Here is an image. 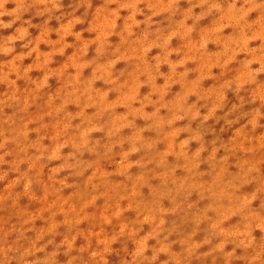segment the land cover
Instances as JSON below:
<instances>
[{
  "label": "clouds",
  "instance_id": "clouds-1",
  "mask_svg": "<svg viewBox=\"0 0 264 264\" xmlns=\"http://www.w3.org/2000/svg\"><path fill=\"white\" fill-rule=\"evenodd\" d=\"M9 3H14L15 8L8 10ZM188 4L189 7L181 9L180 0H105L103 6L98 8H104L106 20L96 38L118 36L119 41L123 38L127 43L119 46L120 42L114 45L110 39H101L99 45L95 47V56L92 59H81L89 54L87 45L83 49L79 45L76 46L75 55L80 61V67L89 66L88 69H91V73L85 76V72L82 75L78 72L77 75H80V79L70 81L73 88L69 95L71 96L72 92L78 93V95L75 99L62 97L63 103L58 102L54 108V112L59 115L53 116L50 123H46L45 119L38 118L40 115H45L47 110L44 113L31 116L24 113L22 102L17 105L18 112H14L7 118L0 114V181L8 179L9 172L16 173V178L23 181L24 187L33 191V185H39V170L42 167L49 168L52 162L59 161L57 166L49 168V174L54 173L55 178L67 184L69 188L73 185L80 186L78 203H75L79 208L85 199L93 195L99 196L100 191H104V189L101 188L100 191L93 193L91 186L85 189L80 184H69L70 177H84L85 173L91 170L92 174L97 167L105 174L111 172L103 169L102 162L105 161L114 163L115 171L113 173L118 170L117 166L120 171L124 172V176H120L124 178L122 182H113L109 178L111 183L121 185L120 192L111 201L112 211L109 212L110 214L108 213L104 219L101 216L97 219L94 215L88 214L94 217L91 221H95L99 226V239L103 242L102 250L98 248L89 252L90 257H97L92 260L93 264H98L99 260L105 259L103 253L111 250V245L123 236L133 238L136 245L134 251L130 253V261H125L124 264H157L161 252L169 251L170 246L172 251L174 242H169V237L176 231L175 225L170 229L165 227L164 217L169 213L175 214L185 209V206L187 210L195 208L194 203H189L194 194L191 189L193 178H196L197 183H203L205 194L210 195L207 185L219 172H224L225 175L222 183L213 188V192L218 194L221 190H226L236 198L233 200L225 198L222 201L214 202L216 207L214 212L207 211L209 203L196 211L192 216L193 222L199 227L205 223L204 218L206 217L209 234L202 243L193 242L192 237L196 235L195 231L182 240L188 247L186 248L187 255L181 253V264H189L190 258L195 255V248L201 244H209L213 239L219 240L213 251L218 249V253L223 254L226 246L232 244L234 245L233 250L228 252L231 258L246 259L248 264H264V241L257 245L254 236V229L257 225L264 226V203L260 201V193L264 192V176L259 174L256 164L251 161H248L249 163L244 168L238 165L239 172L233 174L229 171V159L225 158H229V155L239 149L237 144L231 142V144L220 143L217 145V141L213 140L209 151V145L205 141V135L210 131L206 125L209 120L213 119L217 121L223 119L229 126L246 120L247 122L239 129L250 127L252 131H255L264 127L261 124V121L264 120V106L259 105L248 112L242 111L246 103H251L250 100L246 101L242 96L240 103L233 105L223 117L216 115L218 111L224 109L229 92L239 95L244 91L240 84L251 83L260 89L258 95L264 99V81L258 79L264 75V35L260 36V43L251 46L257 40V36L253 33L255 31L264 33V0H188ZM111 5L116 7L113 8ZM81 7L86 9L84 16L76 15ZM91 7L92 0H78L72 12L65 14L63 0H0V31L10 29L13 25L20 23L13 34L0 37V55L15 54L17 42H23L22 48L27 51L15 54V58L19 60L22 57H31L32 53L36 52V48L32 47L35 39L31 36V28H39L40 34L45 36L50 32L55 33L59 29L61 39L64 35H70L75 41H79L83 38V32L74 29L77 25L85 23L87 9ZM197 8L201 9L199 14L194 11ZM33 10L36 17H47V19L39 25L33 24L31 19H24V16ZM125 11L127 15L122 17L121 13ZM209 11L214 14L216 19L228 17L236 26L235 32L227 35L225 32L222 33L227 37V44L223 49L213 52H221L229 60H237L243 54L244 58L239 60L238 67L243 65L247 71L240 83L231 81L229 78L231 83L221 81L219 84L205 88L203 77L194 71L195 67L190 68L189 64L185 63L182 58L184 53H181V56L174 54L177 47H173L172 42L178 39H173V37L179 38L191 34L193 40H199V32L194 30V26ZM161 13L166 14L167 27L158 23L154 24V17L162 16ZM252 13H257V16L250 20L249 17ZM6 16L11 17L7 22L3 19ZM137 17H143V19H137ZM117 18L123 19V26L119 31H116L118 28ZM189 18L192 19L193 25L186 24ZM53 19L57 22H66L60 23V26L54 29L49 27ZM257 20L262 21L258 28L256 27ZM86 30L88 31V29ZM216 31L219 32L220 29L217 28ZM194 33L197 38H193ZM54 41L52 39L50 42ZM245 48H247V53H244ZM154 49H158L159 52L150 56L149 54ZM196 49L197 52L200 49H205L212 53L208 50V45L205 44H197ZM60 51L63 52L64 49L62 48ZM238 53L242 54L238 56ZM253 53L259 58L257 61L259 66L255 68L252 67ZM40 55L46 56L44 63H48L49 59L54 63L56 56H53L51 52L42 51ZM173 57L177 58L173 59ZM213 60L215 61V57ZM122 62L125 67L117 71L116 66ZM219 63L226 64L227 60L219 61ZM169 65L175 71V78L169 77ZM163 66H167V73L162 71ZM185 74H187V80L190 83L195 82L201 91L193 94V90L188 85L185 86V89H181L177 81ZM191 74H195L194 79H189ZM68 75L70 77L71 73ZM31 79L33 78L31 77ZM40 79L41 77L33 80L39 81ZM159 80H163V83H158ZM98 82L102 83L103 87H97ZM173 85H178L179 91L173 93ZM145 87L149 91L147 94L141 95V89ZM209 89L212 91L210 92ZM111 94H115L114 99L109 98ZM170 96L171 98H169ZM105 97L107 103L104 102ZM191 97H195L194 102H189ZM65 105L75 106L78 110L69 111V107L65 109ZM202 108L207 109L206 114H201ZM119 109H123V111H118ZM149 109L151 110L149 111ZM69 113L78 115L81 119L71 122L69 132L65 133L61 130L59 135L62 138L60 140L52 139L50 144L46 145L44 141L51 137L50 125L56 120L63 123L68 119ZM235 113L239 114L229 120L228 116ZM29 120H31V125L36 126L26 127ZM138 121H142L143 125H138ZM182 121L187 123L178 126ZM197 121L194 128L193 123ZM45 128H48V131H45ZM126 129L130 130V134H124ZM33 132L36 134V139L30 140L29 136ZM97 133H102L103 139H95L93 134ZM145 133L153 135L146 136ZM182 134H187L186 138L181 139ZM260 137L264 139V135ZM193 143L199 145L195 151L190 150V145ZM161 144L165 145L164 150L158 148ZM9 145L15 147L9 149ZM28 149L31 151H27ZM65 149H70V151L65 154ZM117 149L119 151H116ZM221 149L227 154L217 159V153ZM248 149L245 152H249ZM250 149L252 152L256 150L254 147ZM205 152L208 153L206 158L202 157ZM85 154L93 159H84ZM137 155L138 159H131ZM9 156L13 157L11 161L6 159ZM169 157H174V162L170 163ZM5 164L9 165L8 171L2 170V166ZM24 164L27 165V170L21 171V166ZM202 164H207L210 171H201ZM133 168H138L139 172L133 174ZM62 172H67L68 175L58 179ZM178 172H182L183 175H177ZM205 176H209L211 179L204 180ZM152 180H158L159 184L153 186ZM96 183L103 182L97 180ZM252 184L256 185L254 190L242 192V189L245 188L242 185ZM134 185L137 186L138 193L133 205L137 218L132 224L122 222L119 232L108 237L103 227L106 224L105 220L116 214L120 196L132 195ZM141 188H148L150 200H145ZM195 194L199 197L198 193ZM240 197L243 198L247 207L240 215L235 216L239 218V221L228 227H219L220 217L226 219L231 216L230 209L240 204ZM165 200L172 204L171 208L163 206ZM256 201H259V204L254 207ZM137 203L140 205L138 208L136 207ZM103 207L105 208V204ZM120 207L123 208L121 205ZM144 215L148 217L147 224L151 227V231L141 237L139 233L145 225ZM121 225L125 227H121ZM49 232L53 237L56 235V231L44 229V235H37L36 239L30 242L31 247L23 252H20V249L16 247H5L6 240L0 237V257H2L0 264H11L12 257L8 255L10 252L19 253V260L23 261V264H29L27 257L44 252L48 244L53 243L52 240H49L41 247L36 246ZM20 236L23 238V231L20 232ZM161 236L163 239L160 238ZM150 239L156 240L158 246L150 248L148 243ZM64 244L68 245V251L72 248L67 237L62 241V245ZM59 247L60 245L57 246V248ZM238 248L252 249L254 254L236 257L235 253ZM148 251H151V256L146 255ZM57 255V251L46 253L43 259H35L31 264H56ZM76 259L77 257H73L68 264H73ZM163 264H167V260Z\"/></svg>",
  "mask_w": 264,
  "mask_h": 264
},
{
  "label": "rangeland",
  "instance_id": "rangeland-1",
  "mask_svg": "<svg viewBox=\"0 0 264 264\" xmlns=\"http://www.w3.org/2000/svg\"><path fill=\"white\" fill-rule=\"evenodd\" d=\"M78 3V0H63V11L65 14L72 12L75 5ZM105 3V0H92V7L87 9V16L85 18V23L77 25L74 29L75 31H82L83 38L79 41H75L74 38L70 35H64L61 39V33L59 29L55 33H48L47 36L40 34L39 28H31L30 33L35 43L32 47L36 48V52L32 53L31 57H22L17 60L15 54H20L21 52L27 51L22 48L23 42H17L16 44V53L8 55H0V110H2L3 117L7 118L9 115H12L14 112H18L17 105H20L22 102L24 113H28L31 116L44 113L47 110L45 115H40L38 118L45 119L46 123H50L53 116H58L59 113L54 112V108L57 106L58 102L63 103L62 97L64 99H75L78 93L72 92V95H69V92L73 88V84L70 81H76L80 79V75L84 73L85 76L90 75L91 69H88L89 66L80 67V61L75 55L76 46L79 45L81 49L87 45L89 49V54L86 57L81 59H92L95 56V47L99 45L101 39H110L111 42L119 46H123L127 43L126 39L121 38L119 41L118 36L107 37L102 36L99 39L96 37L99 36V33L102 29L103 24L105 23V10L102 7ZM239 6V5H238ZM115 8V5H111ZM189 7L188 0H180V8L186 9ZM8 10L15 8L14 3H9L7 5ZM86 9L81 7L79 11L76 12L78 16H84ZM195 13L199 14L201 9L197 8L194 10ZM161 13L162 16L154 17V24H160L163 27H167L166 14ZM59 15V13H57ZM127 12H122L121 16H126ZM257 13H252L249 17L250 20L255 19ZM179 18V17H177ZM5 22L9 21L11 17H4ZM24 19H31L33 24L39 25L44 22L47 17H36L34 10L24 16ZM137 19H143V17H137ZM66 22L61 21L57 22L53 19L49 27L58 28L60 23ZM262 21L257 20L256 27H259V24ZM187 25H193V21L189 18L186 21ZM118 28L116 31H119L123 26V19L117 18ZM20 26L18 22L16 25H13L12 28L0 31V37H6L15 32V29ZM143 25L141 26V28ZM219 28L220 31H216ZM88 29V31L86 30ZM194 30H197L200 35L199 40H193L191 34L181 36L179 38L173 37L172 46L177 47L174 50V54L181 56V53H184L182 58L185 60L186 64H189L188 67L194 68L195 72H198L204 81V87H212L216 84H219L221 81L231 83L235 81L240 83L243 79L244 73L247 71L243 65L238 67L239 60L243 59L244 56L242 53L237 58V60H229L226 55H223L221 52H213L218 49H223L227 44V37L225 35L230 34L231 32L236 31V26L231 22L228 17H220L216 19L214 14L209 11L206 15L199 21L196 22ZM139 33V30H137ZM225 32V35L222 33ZM257 36V40L253 42V45L256 46L260 43V36L264 35L259 31L253 33ZM193 38H197L196 34H193ZM55 40L54 42H50ZM205 44L208 45V50L212 53L207 52L205 49H200L197 52L196 45ZM118 46V47H119ZM64 49L63 52L60 49ZM51 52L54 57V63L51 59L48 60V63H44L46 56H41V52ZM159 52L158 49H154L149 55H155ZM244 53H247V48L244 49ZM207 57V59H205ZM215 57V61L213 60ZM177 57H173L176 59ZM253 65L252 67H258V57L253 53L252 54ZM227 60L226 64H221L219 61ZM125 67V64L122 62L116 66V70H122ZM169 77L175 78V71L171 69L169 65ZM162 71L167 73V66L162 67ZM80 75H77V73ZM69 73L71 76L69 77ZM41 79L39 81L31 79ZM46 77V79H45ZM195 74H191L189 79H194ZM231 78V81L228 79ZM261 81H264V75L258 78ZM49 82V87H48ZM158 83H163V80H159ZM177 83L181 89H185V86L188 85L193 90V94L197 91H201L198 85L195 82H189L187 80V74L184 77L180 78ZM151 87V85H148ZM173 93L179 91V86L173 85ZM244 89L239 95L234 92H229L227 94V101L225 107L222 111L217 112V117H223L225 112L232 108L233 105H238L240 103V97H244L246 101L250 100L251 103H246L242 111L248 112L252 111L259 105L264 106V99L260 98V89L256 88L251 83L240 84ZM97 87H103L102 83L98 82ZM143 87V85H142ZM149 89L147 87L141 89V95L147 94ZM211 92L212 89H209ZM110 99L115 98V94H111ZM171 98V96L169 97ZM195 97H191L189 102H194ZM104 102L107 103V98H104ZM114 103V102H113ZM69 107V111L75 112L78 109L75 106L65 105V109ZM115 110V109H111ZM151 109H149L150 111ZM87 109L85 112L87 113ZM90 112L92 110H89ZM118 111H123L119 109ZM207 109L202 108L201 114H206ZM235 113L231 116H228V119H234ZM81 117L78 115H72L69 113L68 119L63 123L59 120H56L50 125L51 128V137L49 140H45L46 145L50 144L52 139L60 140L62 137L59 135L60 131L69 132L71 130L70 124L73 120H80ZM247 121L241 120L239 124L227 125L223 119L219 121L213 119L209 120L206 128L210 131L205 135V141L209 145V151L211 150L210 145L213 140L217 141V145L220 143L224 144H237V149L234 154L229 155L228 160L229 171L233 174L239 172V167L244 168L249 162L255 163L259 169V174L264 176V139L260 136L264 135V127L258 128L255 131H252L251 128L239 129ZM78 123V121H76ZM138 125L142 126L143 122L138 121ZM186 121L180 122L178 126H183ZM196 123H193V127H196ZM261 124L264 125V120L261 121ZM36 125H31V120L28 121L26 127H35ZM239 129V130H238ZM238 130V131H237ZM45 131H48V128H45ZM124 134H130V130H124ZM146 136L153 135L151 133H145ZM187 134H182L181 139L186 138ZM95 139H103L102 133L93 134ZM30 140L36 139V134L33 132L29 136ZM14 145H9L8 148H14ZM127 147V146H125ZM174 147V146H173ZM199 145L193 143L190 145V150L195 151ZM254 147L256 150L252 152L250 148ZM160 150H164L165 145L161 144L158 146ZM248 149L249 152H245ZM27 151H31L28 149ZM70 149H65L64 153L67 154ZM116 151H119L117 149ZM227 153L221 149L217 153V159L223 157ZM208 155L207 152L202 154V157L206 158ZM13 157L9 156L6 159L11 161ZM139 156L131 157L132 160L138 159ZM84 159H93L85 154ZM118 159V157H117ZM169 162H174V157H169ZM59 161L52 162L49 165V168L55 167L59 164ZM102 167L106 171H111L104 173L99 167L91 174V170L85 173L84 177H70L68 180L69 184H80L85 189L91 186L92 192H98L101 188L104 191H100L99 196H91L88 199H85L79 208L75 203H78L77 199L80 196L79 187L73 185L71 188L67 184H64L62 181H58L55 178V174H49V168H41L38 173L39 185H33V191L24 187L23 181L17 179L16 173L9 172L8 179L0 181V237H3L6 240L5 247H16L20 249V252H23L25 249L31 247V241L36 239L37 235H44V229H49L56 231V235L53 237L50 235L44 236L42 240L37 243V247H41L44 244H47L49 240H52V244H48L44 252H38L35 256H29L26 259L29 264L35 259H43L46 253H51L57 251L58 255L56 257V264H68L69 260L73 257L77 259L73 264H93L92 260L97 259V257L89 256V252L96 249L103 248V242L99 239L100 228L96 225L95 221H91L94 217L89 215H94L97 219L101 216L102 219L107 217V214L112 211L111 201L114 199L115 195L120 192L121 185L116 183H111L110 179L113 182H122L124 180V172L119 170L117 166V171H115V165L112 162H102ZM2 170L8 171L9 165L5 164L2 166ZM27 170V165L24 164L21 166V171ZM201 171H210L207 164L201 165ZM139 172L138 168H133L132 173L137 174ZM68 175L67 172H62L58 179L63 178ZM177 175H183L182 172H178ZM204 175V174H201ZM225 173L219 172L213 178L211 183L207 185L208 193L205 194V185L203 183H197L196 178H193L191 184L193 196L190 198L189 203H194L195 208L191 210L182 209L177 214L169 213L164 218L166 220L165 227L172 228L174 225L176 231L169 237V242H174L172 246V251L160 253V258L157 264H163L167 260V264H181V253L187 255L186 248L188 245L185 244L183 239L191 235L194 231L195 236L192 237L193 242L202 243V241L208 236V224L207 218L205 217V223L196 226L192 220V216L196 213L198 209H202L208 203V212L216 211L215 203L224 200H233L234 197L232 194L226 190H221L218 194L213 192V188L222 183ZM89 176V177H88ZM113 176V177H112ZM88 180L84 183L86 178ZM110 178V179H109ZM166 179V177H165ZM204 180H210L211 177L205 176ZM100 180L103 183L97 184L96 181ZM142 185V181L140 182ZM153 186L159 184L158 180L151 181ZM84 184V185H83ZM136 185L133 186L132 195L125 197L120 196L119 202L116 207V214L111 218L105 220L106 224L103 225L104 232L108 237L119 232L120 224L128 223L132 224L136 220L137 214L135 212L134 203L136 201L137 191ZM245 187L242 189V192H250L255 189L256 185L252 184L249 186L242 185ZM143 191L145 200H150L151 196L148 188H141ZM199 194V197L197 194ZM201 201H200V200ZM207 199V200H205ZM204 200V201H203ZM240 204L236 207L230 209L232 215L228 216L226 219L220 217L221 223L219 227H228L232 224H235L239 221L237 215H240L244 209L247 207L243 202V198L240 197ZM260 201L264 203V192L260 193ZM105 204V208L103 207ZM259 201L254 202V207L258 206ZM120 205L123 207L121 208ZM140 205L137 203L136 207ZM163 206L165 208H171L172 204L165 200L163 201ZM89 214V215H88ZM110 214V213H109ZM211 215V213H210ZM234 217V218H233ZM112 219H117L113 220ZM120 219V220H118ZM145 225H143V230L139 233V236L145 235L147 232L151 231V227L147 224L148 217L147 215L143 216ZM112 222V223H111ZM121 227H125L121 225ZM24 232L23 238L20 236V232ZM254 236L256 237V244L259 245L264 241V226L257 225L254 229ZM4 234H7L6 236ZM67 237L69 242L72 245V248L67 250L68 245H62V241ZM103 238V237H101ZM138 238V237H137ZM163 239V237H160ZM149 247L158 246L156 240H149ZM219 243L218 239H213L209 244H201L195 248V255L190 258L189 264H248L246 259H237L231 258L228 255V252L233 250L234 245L229 244L226 246L224 253H218V249L213 251L215 245ZM60 245L59 248L57 246ZM135 243L133 238L128 236L120 237L115 243L111 245V250L103 253L105 259L99 260L98 264H124L125 261H130V253L135 249ZM88 249V251H87ZM81 251V252H80ZM85 251V252H84ZM151 251H148L146 255L151 256ZM254 252L252 249H236V257H245L251 256ZM11 259V264H23V261L19 260V253L10 252L8 254ZM2 259V257H0Z\"/></svg>",
  "mask_w": 264,
  "mask_h": 264
},
{
  "label": "bare ground",
  "instance_id": "bare-ground-1",
  "mask_svg": "<svg viewBox=\"0 0 264 264\" xmlns=\"http://www.w3.org/2000/svg\"><path fill=\"white\" fill-rule=\"evenodd\" d=\"M177 214H179V212Z\"/></svg>",
  "mask_w": 264,
  "mask_h": 264
}]
</instances>
